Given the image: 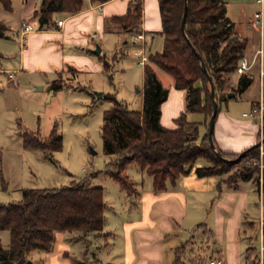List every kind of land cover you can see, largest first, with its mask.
I'll return each instance as SVG.
<instances>
[{
    "label": "crops",
    "instance_id": "0c3cea01",
    "mask_svg": "<svg viewBox=\"0 0 264 264\" xmlns=\"http://www.w3.org/2000/svg\"><path fill=\"white\" fill-rule=\"evenodd\" d=\"M141 1L140 29L144 33H158L161 29L158 0ZM10 2L11 9H6L0 1V21L6 26L4 35L0 36V107L5 104L4 96H14L19 83L25 82L24 73L34 75L35 90L28 87L29 96H49L48 91L61 90L62 87L51 89L50 83L62 79V74L82 69L104 70V64L100 65L96 52L89 46L95 44L96 36L100 39L105 34L126 31L111 18L127 11L128 0L100 3L85 0L74 13H57L55 21L62 19V24L55 23L48 28H38L34 15L41 0ZM145 3L149 13L146 18ZM257 9L255 0H226V14L233 22L234 32L246 41L244 55L252 59L256 51L262 49L261 58L256 57L244 72L252 78L250 85L241 93L230 91L234 94H226L218 103L213 139L216 147L227 153H239L261 137L259 119L243 114L260 97L264 98V75H260V69L264 70V29L261 33L253 22ZM24 20L31 22L35 29L22 32ZM128 33L137 44L132 53L139 64L136 54L139 42L132 37L134 31ZM152 66L162 83L156 71L158 66ZM9 71L14 73V79L8 78ZM241 74L237 69L229 73V84L233 88ZM56 75L58 77H54ZM28 82L31 79L28 78ZM143 85L144 74L136 110L143 107ZM162 85L168 88V94L160 105V123L172 128L175 127L174 119L185 110V90L176 88L174 79ZM198 113L201 116L195 120L190 119L191 111L186 112V116L189 121L198 122L202 137L207 132V118L205 113ZM55 122L51 127L46 125L42 133L33 131L47 136ZM17 124L19 134V128L26 126L19 120ZM22 148L33 149L23 145ZM198 161L196 165H201ZM134 173V177L127 174L133 180L135 191L129 194L121 187L116 192V204L105 200L103 189L105 208L101 230L56 231L52 248L33 251L31 258L43 264H206L209 257L219 256L223 264H249L246 258L253 249L258 255L253 264H263V253L260 256L258 250L262 195L251 180H240L234 187L224 182L227 174L197 176L192 169L174 180L167 179L165 187L156 190L151 175L139 168ZM256 210L259 212L257 220L253 216ZM195 255H201L200 259ZM203 255L205 259H201Z\"/></svg>",
    "mask_w": 264,
    "mask_h": 264
},
{
    "label": "trees",
    "instance_id": "16d2710c",
    "mask_svg": "<svg viewBox=\"0 0 264 264\" xmlns=\"http://www.w3.org/2000/svg\"><path fill=\"white\" fill-rule=\"evenodd\" d=\"M0 1L6 9H11L10 0ZM84 1L41 0L34 14L38 28L53 26L57 13H74ZM104 1L90 0L92 3ZM185 2L187 12L182 30L180 23ZM158 5L161 17L158 33L164 37V44L160 51L148 55V62L143 66L142 109H130L122 100L108 95L112 105L103 112L101 138L103 153L112 158L102 171L129 194L135 191L133 180L125 172L130 162L152 176L156 190L164 188L167 179L174 180L192 169L197 176L227 174L224 182L234 187L240 180H251L261 192L264 216V166L260 171L259 146L244 149L236 161H226L209 145L207 132L200 137L198 122L189 121L186 116L188 111L203 112L208 124L212 112L210 82L201 59L214 85L218 103L228 92L241 93L251 83V76L242 73L235 88L229 84V73L236 69L244 55L246 41L234 32L233 22L226 14V0H158ZM141 19V0H128L127 11L111 18L128 32L139 31ZM5 29L0 21V36ZM151 63L170 74L176 88L185 90V110L174 119L175 127L160 123V105L167 97L168 88L162 85ZM103 64L108 71L109 63L104 61ZM63 84L61 78L54 79L50 88L57 90ZM19 134L26 149L47 153L62 147L57 121L47 136L26 127H20ZM220 152L227 158L238 155ZM200 158L210 164L196 165ZM104 208L103 188L91 185L87 178L56 187L23 188L20 200L0 203V230L9 232L8 246L0 243V264H43L31 258L33 251L50 250L56 231L101 230ZM257 257V254L253 258L249 254L246 259L253 264Z\"/></svg>",
    "mask_w": 264,
    "mask_h": 264
},
{
    "label": "rangeland",
    "instance_id": "374dc122",
    "mask_svg": "<svg viewBox=\"0 0 264 264\" xmlns=\"http://www.w3.org/2000/svg\"><path fill=\"white\" fill-rule=\"evenodd\" d=\"M148 16L146 4L144 17ZM95 39V44H91L89 49L93 51L99 48L95 54L96 60L101 66L104 61L109 62L108 71L102 68L82 69L62 74L64 84L61 90H50L49 96H29L28 87L35 90L32 82L34 75L24 73L25 82L19 83L15 95L4 96L5 104L2 103L0 107V203L20 200L22 188L25 187H56L84 178L89 179L91 185L104 189L108 203H117L116 192L121 190V186L112 177L102 173L111 159V155L103 153L102 148L103 112L112 105V101L108 99L109 94L122 100L128 108L137 109L143 82V65L136 63L137 56L132 53V49L137 48V44L132 42L127 31L105 34L100 39L96 36ZM163 44L164 37L161 34L151 31L145 33L147 56L160 51ZM10 49L15 51L14 47ZM156 71L164 85H168V81L173 79L159 67H156ZM28 78L31 82H28ZM190 116V119L195 120L201 113L191 112ZM18 120L28 129L38 130L40 133L46 125L51 127L57 121L58 131L63 138L62 147L47 153L39 149L24 150L18 134ZM186 127L191 129L190 126ZM198 163L210 164L205 158H200ZM258 164L262 171L264 144L262 150L259 147ZM136 168V163L131 162L127 166V173L132 177ZM253 214L257 220L259 212L256 210ZM0 243L4 247L8 246L7 230H0ZM250 252L256 257V251L252 249ZM195 256L200 259L201 255ZM205 258L203 255L201 259Z\"/></svg>",
    "mask_w": 264,
    "mask_h": 264
},
{
    "label": "built area",
    "instance_id": "2783aa9c",
    "mask_svg": "<svg viewBox=\"0 0 264 264\" xmlns=\"http://www.w3.org/2000/svg\"><path fill=\"white\" fill-rule=\"evenodd\" d=\"M256 3L258 4V9L254 12L253 14V22L258 26L259 30L261 33H263L264 29V21H263V11H264V0H255ZM62 19L57 20V25L62 24ZM35 27L33 24L29 21L24 20L22 22V32H28L31 30H34ZM135 40L139 42L138 49L136 51V54L138 55V63L139 64H144L147 61V54L145 50V33L142 29L139 31L135 32L132 36ZM262 55V49L259 48L255 55L253 56L252 59H249L247 56L243 55L238 63L236 69L239 70L240 72L244 73L246 72L253 62L255 61L256 57L261 58ZM0 66V70H1ZM8 78L14 79V73L12 71L8 72ZM260 75H264V70L260 69ZM264 112V98L260 97L258 102L252 105L247 111L243 112L244 115L252 116V117H257L262 125V114ZM262 138V132H261V137ZM264 144V141L260 143L259 147H261ZM263 152V151H262ZM259 225H260V234H259V241H258V250L260 253V256H262L263 250H264V231H263V225H264V216L262 215L260 220H259ZM206 264H223V260L219 256H212L207 259Z\"/></svg>",
    "mask_w": 264,
    "mask_h": 264
},
{
    "label": "water",
    "instance_id": "95a60500",
    "mask_svg": "<svg viewBox=\"0 0 264 264\" xmlns=\"http://www.w3.org/2000/svg\"><path fill=\"white\" fill-rule=\"evenodd\" d=\"M186 12H187V4L185 2L184 9H183V14H182V17H181V23H180L182 30H184V22H185ZM94 51L96 53H98L99 48H96ZM197 55L201 59V57H200V55L198 53H197ZM201 65H202L203 70L206 72L208 80L210 82L209 94H210V99H211V102H212V112H211V114L209 116L208 124H207V137H208V140H209V145L211 146V148L214 150L215 154L218 157L223 158L226 161H236L244 153L245 150H242L241 152H239L238 155L235 158H227V157L222 156L220 150L218 148H216V145L214 143V140H213V126H214L215 116H216V113H217V110H218V102H217V100L215 98L214 85L212 83V80H211L209 74L206 71V68L204 66V63H203L202 59H201ZM227 94L228 95H233L234 93L233 92H228ZM263 141H264V137H262L260 140H258L252 146H259L260 143L263 142Z\"/></svg>",
    "mask_w": 264,
    "mask_h": 264
}]
</instances>
